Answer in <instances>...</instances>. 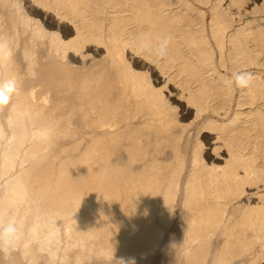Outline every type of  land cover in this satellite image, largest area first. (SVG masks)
I'll list each match as a JSON object with an SVG mask.
<instances>
[{"label":"bare ground","instance_id":"obj_1","mask_svg":"<svg viewBox=\"0 0 264 264\" xmlns=\"http://www.w3.org/2000/svg\"><path fill=\"white\" fill-rule=\"evenodd\" d=\"M9 80L0 264H264V0H0Z\"/></svg>","mask_w":264,"mask_h":264},{"label":"clouds","instance_id":"obj_2","mask_svg":"<svg viewBox=\"0 0 264 264\" xmlns=\"http://www.w3.org/2000/svg\"><path fill=\"white\" fill-rule=\"evenodd\" d=\"M171 37H165L157 45L155 55L157 58H163L166 55L167 45ZM234 83L239 88H246L251 83V73L246 70H241L232 74ZM18 89L14 80L0 82V105L10 102L12 96ZM39 225H33L28 231L27 244L37 242L39 235ZM24 233L21 231L20 226L17 224L15 218L9 219L6 223L0 221V253L4 256L10 255L12 252L18 250L20 242L24 238Z\"/></svg>","mask_w":264,"mask_h":264}]
</instances>
